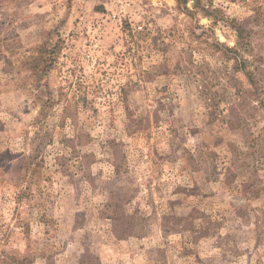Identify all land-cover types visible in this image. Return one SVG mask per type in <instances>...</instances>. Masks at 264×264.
I'll return each mask as SVG.
<instances>
[{
  "label": "rangeland",
  "instance_id": "374dc122",
  "mask_svg": "<svg viewBox=\"0 0 264 264\" xmlns=\"http://www.w3.org/2000/svg\"><path fill=\"white\" fill-rule=\"evenodd\" d=\"M210 4L239 60L192 1L0 0V257L264 264V0Z\"/></svg>",
  "mask_w": 264,
  "mask_h": 264
},
{
  "label": "trees",
  "instance_id": "16d2710c",
  "mask_svg": "<svg viewBox=\"0 0 264 264\" xmlns=\"http://www.w3.org/2000/svg\"><path fill=\"white\" fill-rule=\"evenodd\" d=\"M188 1H192L193 3V9H199V11L202 13V15L206 17H213L214 23H217L219 21H222L224 25L228 26L230 29H232L236 36V42H235V48H225V52L227 53H233L236 58V60H239V53L243 50H246V46L248 44L249 35L252 31V25H255L256 23H259L257 21L258 15L255 13L254 17H249L246 20L243 21H237L234 19H230L226 17L220 10L213 8V6L210 4L209 6H200V0H176L178 4H187ZM219 47V44H217ZM243 70V69H242ZM264 105V103H263ZM264 110V109H263ZM26 260H16L14 257L10 256H2L0 257V264H25Z\"/></svg>",
  "mask_w": 264,
  "mask_h": 264
}]
</instances>
